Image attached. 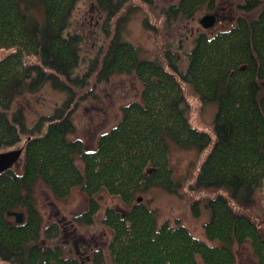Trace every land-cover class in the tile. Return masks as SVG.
Masks as SVG:
<instances>
[{
  "label": "trees",
  "instance_id": "1",
  "mask_svg": "<svg viewBox=\"0 0 264 264\" xmlns=\"http://www.w3.org/2000/svg\"><path fill=\"white\" fill-rule=\"evenodd\" d=\"M78 1L0 0V48L11 51L0 59V152L24 150L16 165L0 174V264H81L78 256H67L64 246L52 242L64 229L55 222L45 225L34 193L39 182L60 200L81 187L90 203L73 221L88 226L99 213L98 193L118 196L128 206L125 212L105 210L101 222L112 237L107 256L101 247L93 251L94 264H237L235 247L247 241L258 264H264V234L252 216L258 199L264 203V0H240L234 27L198 35L185 70L171 49L155 59L140 57L138 48L121 38L119 22L116 30L111 27L129 0H97L108 11L110 41L93 71L98 68L103 79L136 74L143 89L141 99L123 107L117 125L91 151L82 139L69 137L76 129L68 109L72 96L32 127L21 112L11 115L18 96L34 94L47 82L72 90L85 41L79 32H69ZM219 3L173 2L163 10L164 22L213 12ZM185 83L205 103L217 104L214 134L190 121ZM170 141L185 149H209L193 189L215 194L208 201L212 215L205 225L215 244L183 225L160 223L156 210L138 199L158 186L178 191ZM22 210L25 221L17 224L8 211Z\"/></svg>",
  "mask_w": 264,
  "mask_h": 264
},
{
  "label": "rangeland",
  "instance_id": "2",
  "mask_svg": "<svg viewBox=\"0 0 264 264\" xmlns=\"http://www.w3.org/2000/svg\"><path fill=\"white\" fill-rule=\"evenodd\" d=\"M176 1L179 0H152L149 5L142 0H129L118 17L110 22L111 27L116 30L119 22L121 38L138 48L140 57L155 59L161 57L166 48L171 49L173 54H176L174 57L178 67L185 70L189 63L188 53L194 49L198 35L206 33L213 36L236 25V19L241 15L236 9L240 0H220L213 12L200 11L192 19H172L166 24L163 10ZM207 13L217 16L216 25L211 28H204L200 23V19ZM71 18L69 32H79L85 39L80 49L81 57L75 71L76 78L71 82L72 90L63 91L47 82L34 94L25 93L18 96L13 101L11 115L21 112L25 125L32 127L42 116L47 117L55 113L72 96L68 109L71 110L70 116L76 129L69 137L82 139L87 150L91 151L97 149L102 134L117 125L122 118L123 107L141 99L143 85L133 73L114 74L109 79H103L98 77V68L93 71L98 57L101 58L110 41L105 31L108 11L99 6L97 0L78 1ZM10 52L0 48V59ZM33 61H36V58L29 60ZM184 89L193 126L214 134L212 130L218 111L217 104L205 103L188 83L184 84ZM23 144L24 142L15 148ZM169 144L173 176L178 184V191L168 192L158 186L148 189L139 197H142V202L147 207L156 210L160 223L168 221L175 226L183 225L197 238L215 244L208 239L205 229L212 215L208 201L215 194L196 192L193 189L196 174L209 149L201 152L197 148H182L172 141ZM79 166H83L80 160ZM19 167L21 164L17 166L18 169ZM34 193L45 225L55 222L64 229V234L52 239V242L64 246L67 256H78L81 264H94L92 254L99 247L107 256V242L112 233L101 221L109 207L124 212L128 209L118 196H112L106 191L98 193L95 198L100 204L99 213L94 217V224L88 226L73 221L74 217L82 215L88 209L90 203L89 196L81 187H75L70 196L61 200L40 182L34 187ZM195 202H198V211L193 207ZM263 207L262 198L258 199L252 216L264 234ZM11 220L15 221V217ZM235 249L237 264H258L249 241L237 244Z\"/></svg>",
  "mask_w": 264,
  "mask_h": 264
},
{
  "label": "water",
  "instance_id": "3",
  "mask_svg": "<svg viewBox=\"0 0 264 264\" xmlns=\"http://www.w3.org/2000/svg\"><path fill=\"white\" fill-rule=\"evenodd\" d=\"M217 16L216 14H205L201 19L200 23L204 28H211L216 25ZM22 148H16L12 150H5V152H0V174L5 172L7 169H11L20 160L23 154ZM142 201V197L138 198ZM9 216H14L17 224L23 223L25 221V213L23 211H8Z\"/></svg>",
  "mask_w": 264,
  "mask_h": 264
}]
</instances>
